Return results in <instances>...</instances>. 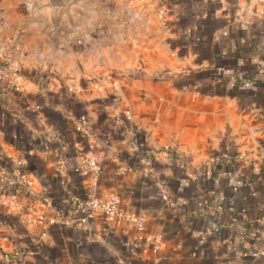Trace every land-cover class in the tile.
<instances>
[{"label":"crops","instance_id":"crops-1","mask_svg":"<svg viewBox=\"0 0 264 264\" xmlns=\"http://www.w3.org/2000/svg\"><path fill=\"white\" fill-rule=\"evenodd\" d=\"M0 50V264H264V0H0ZM86 157L144 228L74 222Z\"/></svg>","mask_w":264,"mask_h":264},{"label":"built area","instance_id":"built-area-1","mask_svg":"<svg viewBox=\"0 0 264 264\" xmlns=\"http://www.w3.org/2000/svg\"><path fill=\"white\" fill-rule=\"evenodd\" d=\"M20 46V45H19ZM0 76L5 85L14 89H22L25 84V75L13 57L4 54L0 50ZM86 122V120H84ZM172 147H168L171 151ZM82 164L86 168L93 169V179L95 180L89 189V195L82 206V214L74 219L79 225L87 224V222L97 214H103L109 221L122 222L123 220H131L135 222L139 228H144L145 217L142 214L123 211L119 205V200L115 195L102 196L97 193V183L99 178L101 165L99 160L94 157L83 158ZM16 167L15 177L12 178L11 184L7 187V181H10L8 170L2 171V179L5 181L0 189V200L5 204H16L20 196L25 192V186L29 184L27 173L24 170L26 161L23 157H18L14 163ZM43 219V217H42ZM41 219V220H42ZM55 217H49L48 222H54ZM48 222H43L42 235L48 233ZM147 243L155 248H159L162 243V235L158 232H149L147 235Z\"/></svg>","mask_w":264,"mask_h":264},{"label":"trees","instance_id":"trees-1","mask_svg":"<svg viewBox=\"0 0 264 264\" xmlns=\"http://www.w3.org/2000/svg\"><path fill=\"white\" fill-rule=\"evenodd\" d=\"M171 153H173V155L175 154V150L173 148H171ZM12 172H13V174L16 173V167L15 166L13 167ZM11 180H12V178H10V181L9 180L7 181V187L10 186Z\"/></svg>","mask_w":264,"mask_h":264}]
</instances>
